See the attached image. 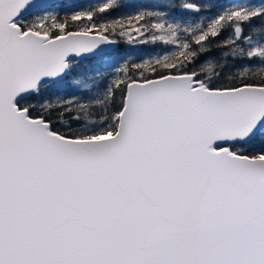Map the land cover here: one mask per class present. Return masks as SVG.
Returning <instances> with one entry per match:
<instances>
[{
  "label": "snow or ice",
  "instance_id": "1",
  "mask_svg": "<svg viewBox=\"0 0 264 264\" xmlns=\"http://www.w3.org/2000/svg\"><path fill=\"white\" fill-rule=\"evenodd\" d=\"M0 264H264V0H0Z\"/></svg>",
  "mask_w": 264,
  "mask_h": 264
},
{
  "label": "trees",
  "instance_id": "2",
  "mask_svg": "<svg viewBox=\"0 0 264 264\" xmlns=\"http://www.w3.org/2000/svg\"><path fill=\"white\" fill-rule=\"evenodd\" d=\"M75 4L79 6H95L99 2V0H72ZM167 0H117V4H132V5H150L154 8L158 5L166 3ZM131 7H119L117 12L113 13V15H117L120 13H126L132 11ZM121 49H123V54L125 56H131L133 60H139L142 58H147L149 54L155 55L156 52L151 49L150 46H135L131 44H121ZM87 67V65H85Z\"/></svg>",
  "mask_w": 264,
  "mask_h": 264
}]
</instances>
